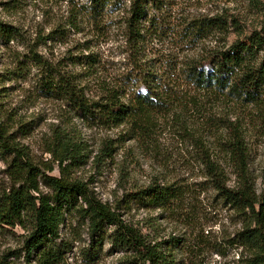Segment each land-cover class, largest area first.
Returning <instances> with one entry per match:
<instances>
[{
    "label": "rangeland",
    "instance_id": "rangeland-1",
    "mask_svg": "<svg viewBox=\"0 0 264 264\" xmlns=\"http://www.w3.org/2000/svg\"><path fill=\"white\" fill-rule=\"evenodd\" d=\"M112 1L113 9L98 12L93 0H0V22L18 30L15 38L0 37V123L38 173L40 190L34 194L54 193L46 176L84 182L124 225L156 246L159 264H246L253 255L244 240L249 212L214 188L204 161L219 163L227 185L239 187L240 150L230 143L240 138L250 180L259 194L264 192V90L261 100L247 103L208 95L180 78L181 72L174 80L167 72L201 51V42L185 38L188 21L225 14L228 33L211 35L205 43L229 46L261 29L264 0H159L161 8H151L150 14L159 25L145 30L138 57L128 41L133 0ZM139 58L170 80L174 95L168 109L148 123L108 126L80 117L44 83L53 70L56 78L83 86L91 100L105 98L109 88L120 89L128 99L140 86L145 62ZM72 147L83 154L81 160L61 165L60 151ZM13 156L0 150V195L16 185ZM151 185L170 186L176 195L158 204L137 194ZM82 202L65 213L59 238L43 248H52L53 261L140 264L132 249L111 243L113 226L92 235L89 217L77 210ZM32 227L27 220L0 228V264H40V252L30 257L24 247Z\"/></svg>",
    "mask_w": 264,
    "mask_h": 264
},
{
    "label": "trees",
    "instance_id": "trees-1",
    "mask_svg": "<svg viewBox=\"0 0 264 264\" xmlns=\"http://www.w3.org/2000/svg\"><path fill=\"white\" fill-rule=\"evenodd\" d=\"M93 3L92 7L98 12L105 7L113 9L116 6L112 0H93ZM158 3L159 0L131 2L127 19L128 41L137 57L144 51L145 30L155 25L153 30L159 25L150 15L151 8H161ZM230 26L225 14L194 17L188 21L184 27L185 38L201 42V51L186 59L179 70L175 68L172 72H167L169 79L174 80L175 72L178 71L181 72L180 78L187 79L196 89L208 95H226L243 102L256 103L261 100L264 90V22L260 30L236 39L229 46H206L205 42L211 35L226 34ZM17 35L16 27L0 22V37L10 39ZM139 59V63L145 62L140 67L139 83L136 85L140 86L134 89L128 99L123 98L120 89L109 88L105 98L91 100L83 86L65 76L56 78L57 73L53 70H48L46 78L49 79L44 83L59 96L66 98L80 117L108 126H117L126 121L148 123L155 114L168 109L174 95L167 85L170 80L162 79L151 69L148 61ZM7 138L0 123V150L14 155L11 165L17 168L18 174L16 185L9 192L0 195V228L25 225L27 220L31 221L33 227L24 242L28 256L31 257L38 250L40 264H56L53 261L56 254L52 253V248H43L59 238L65 213L76 208L79 199H82L83 204L77 210L89 217L92 235L95 236L107 226H113L110 235L113 245L132 249L138 254L136 260H141L140 264H159L160 251L156 246L147 243L134 228L124 225L116 212L96 199L84 182L73 181L65 176H46V183L54 193L35 195L40 190L38 173L33 171V166L26 159L27 155L13 146ZM230 144L236 145V150H240L237 167L239 187L231 188L227 185L226 174L219 163L212 159L205 160L204 163L214 188L238 210L249 212L250 224L244 231V240L252 248L253 255L246 264H264V192L259 194L250 180L246 160L242 157L241 139L237 138ZM68 150L62 149L59 153L57 159L61 165L70 159L80 161L83 156L75 147ZM137 194L158 204L165 203L176 195L172 187L160 185H151Z\"/></svg>",
    "mask_w": 264,
    "mask_h": 264
}]
</instances>
